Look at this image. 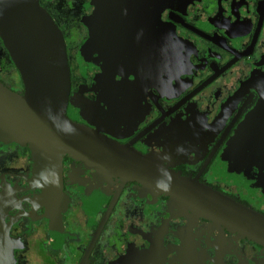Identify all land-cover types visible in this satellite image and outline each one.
<instances>
[{"label":"flooded vegetation","instance_id":"af4514ba","mask_svg":"<svg viewBox=\"0 0 264 264\" xmlns=\"http://www.w3.org/2000/svg\"><path fill=\"white\" fill-rule=\"evenodd\" d=\"M38 3L65 43V116L102 141L61 156L50 198L29 144L0 140V264H264L263 243L171 192L264 217V0ZM0 83L24 93L1 39Z\"/></svg>","mask_w":264,"mask_h":264},{"label":"water","instance_id":"95a60500","mask_svg":"<svg viewBox=\"0 0 264 264\" xmlns=\"http://www.w3.org/2000/svg\"><path fill=\"white\" fill-rule=\"evenodd\" d=\"M0 39L24 86L18 95L0 83V140L29 144L34 165L46 171L51 198L60 181L61 156H88L102 140L65 116L70 89L65 43L38 0H0ZM182 182L171 188L177 205L217 218L264 244L263 216L211 189ZM156 250L147 258L156 259Z\"/></svg>","mask_w":264,"mask_h":264}]
</instances>
